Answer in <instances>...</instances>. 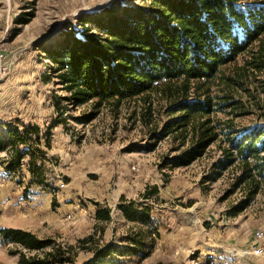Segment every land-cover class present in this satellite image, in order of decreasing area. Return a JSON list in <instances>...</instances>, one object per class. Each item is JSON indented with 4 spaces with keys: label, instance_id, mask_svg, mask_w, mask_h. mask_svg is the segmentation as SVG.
Returning <instances> with one entry per match:
<instances>
[{
    "label": "rangeland",
    "instance_id": "rangeland-1",
    "mask_svg": "<svg viewBox=\"0 0 264 264\" xmlns=\"http://www.w3.org/2000/svg\"><path fill=\"white\" fill-rule=\"evenodd\" d=\"M119 2L140 3L0 0V140L7 127L21 131L36 126L38 148L45 156L42 178L35 179L27 167L28 153L19 165L10 166L14 153L10 144H2L0 228L50 239L64 256L74 254L72 263L60 264L87 262L94 242L118 249L136 246L135 254L124 250L117 256L118 264H264V180L246 207L230 217L227 210L245 195L235 185L239 165L209 179L223 156L222 134L188 166L160 168L163 158L177 152L181 139L170 134L151 145L169 118L166 110L174 97L160 89L120 104H102L90 121L80 123L76 118L92 105L74 108L59 102L64 91L54 77H44L48 62L40 48H58L64 32L79 30L77 18ZM251 58L244 54L223 69V76L235 80L232 89L225 81L210 88L211 96L232 92L244 108L215 111L208 125H264V58L259 69L247 64ZM23 148L19 146L21 153ZM153 186L156 192L145 196ZM96 205L109 209L108 221L95 219ZM121 205H132L136 212L148 208L150 224L127 220ZM147 232L154 238L151 243ZM19 249L0 237V264H16Z\"/></svg>",
    "mask_w": 264,
    "mask_h": 264
},
{
    "label": "trees",
    "instance_id": "trees-1",
    "mask_svg": "<svg viewBox=\"0 0 264 264\" xmlns=\"http://www.w3.org/2000/svg\"><path fill=\"white\" fill-rule=\"evenodd\" d=\"M139 1L119 2L77 18L79 30L73 27L72 32H64L58 48H40L48 62V74L44 77H54L61 86L64 95L59 102L74 108L92 105L91 111L76 118L80 123L90 121L102 104H120L160 89L166 91L174 97L166 110L169 118L160 132L153 135L151 145L170 134L181 139L175 148L177 152L163 158L159 167L188 166L222 134L223 156L214 164L209 179H215L234 163L239 165L235 185L243 187L245 195L227 210V215L234 217L246 207L264 180V125L241 128L229 122L208 125V117L215 111L231 113L232 109L244 108L237 105L232 92L211 96L210 88L225 81L224 85L232 89L235 80L223 76V69L244 54L253 57L247 64L259 69L258 63L264 58V0ZM254 47L260 56L255 55ZM57 111L60 117L62 109L57 106ZM31 136H35L33 142ZM2 144H10L14 153L10 166L19 165L28 153L30 174L35 179L42 178L45 156L38 148L36 126H24L21 131L7 127L0 149ZM44 145H49L48 137ZM19 146L24 147L22 153ZM155 192L153 186L145 196ZM119 208L127 220L150 224L148 208L137 212L132 205ZM94 217L108 221L109 209L96 205ZM0 237L20 247L15 253L16 264L74 261L73 253L64 256L62 247L52 240L37 238L21 229L0 228ZM146 238L150 243L154 240L148 232ZM89 239L83 238L79 243ZM94 243L92 258L82 264H118L117 256L124 250L136 253V246L118 249L112 243ZM22 249L41 250L44 254L27 256Z\"/></svg>",
    "mask_w": 264,
    "mask_h": 264
},
{
    "label": "built area",
    "instance_id": "built-area-1",
    "mask_svg": "<svg viewBox=\"0 0 264 264\" xmlns=\"http://www.w3.org/2000/svg\"><path fill=\"white\" fill-rule=\"evenodd\" d=\"M1 53H0V57H1ZM59 186L60 187H63V184L61 183V184H59ZM255 235H256V237H258V238H260V236H261V233L259 232V231H256L255 232ZM256 253L258 252V249H256V250H254Z\"/></svg>",
    "mask_w": 264,
    "mask_h": 264
}]
</instances>
